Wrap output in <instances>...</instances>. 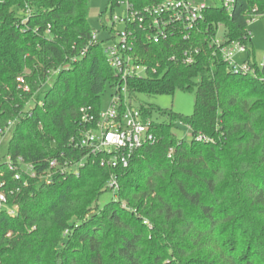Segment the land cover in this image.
Here are the masks:
<instances>
[{"label":"trees","instance_id":"1","mask_svg":"<svg viewBox=\"0 0 264 264\" xmlns=\"http://www.w3.org/2000/svg\"><path fill=\"white\" fill-rule=\"evenodd\" d=\"M27 1L32 15L22 24L25 0H0V140L12 125L8 156L37 176L15 179L0 163L8 206L0 208V264H264V64L248 35L264 0H237L231 14L207 8L188 39L153 43L137 31L133 51L146 71L127 78L126 92L156 140L118 168L72 141L88 127L81 109L97 114L107 86L113 95L123 85L89 22L90 0ZM219 25L225 44L246 45L252 71L228 69L212 45ZM177 90L195 91L191 115L141 98ZM181 124L191 141L178 134ZM53 158L84 161L78 173L53 171L46 181L40 174Z\"/></svg>","mask_w":264,"mask_h":264},{"label":"built area","instance_id":"2","mask_svg":"<svg viewBox=\"0 0 264 264\" xmlns=\"http://www.w3.org/2000/svg\"><path fill=\"white\" fill-rule=\"evenodd\" d=\"M143 0H114L115 7H121L123 15L113 13L111 16L110 44L103 46V51L110 66L123 81L121 92L119 86L113 92L112 102L107 110H100L97 114L89 113L82 108L84 113L82 120L88 127L75 141L76 146L87 149V154L95 156L101 166L112 168L127 167L136 149L149 142H155L156 136L151 129L152 121L144 117L138 107L130 104L126 92V80L128 77L141 75L146 71L145 65L139 63L133 51L138 40L137 31H141L149 42L159 43L172 37L190 38L199 28L203 20L204 11L207 8H223L232 13L237 0H222V6H218L216 0L208 3L207 0H159L143 4ZM257 8L254 9L256 11ZM20 23L25 24L32 15L31 3L27 0L19 9ZM257 15L252 19L254 20ZM121 24L122 28H117ZM217 34L212 45L219 50L226 62L228 69L234 72L252 71L249 63L244 59L239 61L237 55L246 54L247 47L240 41L226 43L224 35ZM251 35V31H248ZM96 35L94 36V38ZM194 61L192 52L185 51L183 62L191 64ZM264 64V60L260 63ZM122 101L125 103L122 105ZM203 138L199 136V139ZM171 152L173 149L170 150ZM84 158L80 161H62L60 158H53L49 164V170L40 174L41 178L49 181L52 172L78 173L79 166L83 165ZM8 166L15 171V179L24 177H36V171L31 164L25 163L19 158L17 163L8 156ZM27 164L32 172H24L21 164ZM4 183H0L2 186ZM108 187L112 191L118 189L116 176H111ZM13 192V191H11ZM7 202V193L0 190V203Z\"/></svg>","mask_w":264,"mask_h":264},{"label":"rangeland","instance_id":"3","mask_svg":"<svg viewBox=\"0 0 264 264\" xmlns=\"http://www.w3.org/2000/svg\"><path fill=\"white\" fill-rule=\"evenodd\" d=\"M211 3L212 0H207ZM218 6H222V0H216ZM112 0H90V11L88 15L89 22L102 41V45L110 44V27H111V16L113 13L123 15L124 11L121 7H114ZM117 28H122L121 24H117ZM248 29L251 31L252 39L250 45L254 49L256 54V60L258 63L264 60V15L256 17L254 20L249 22ZM224 35V28L220 27L219 37L222 38ZM247 57L246 54L237 55L239 61H243ZM145 71L142 72L144 74ZM53 80V78H52ZM51 80V81H52ZM51 85L48 82L44 87L43 91L47 90ZM40 92V97L44 96V92ZM142 100L154 104L159 108L172 109L177 113L184 115H191L195 109V91L177 90L174 94H158V95H142ZM113 95L112 89L107 86L105 92L101 98V109L107 110L112 102ZM153 117H156V113H153ZM12 125H10L4 132L0 140V163L4 162L8 158L9 150V139L11 137ZM178 134L187 141H191L193 135L189 126L185 124L180 125ZM24 172L31 173V168L25 164H21ZM24 177L26 174H24ZM109 188V187H108ZM113 197V193L108 191L101 197L99 204L103 206L106 202L110 201ZM0 208H8L6 203H0Z\"/></svg>","mask_w":264,"mask_h":264}]
</instances>
